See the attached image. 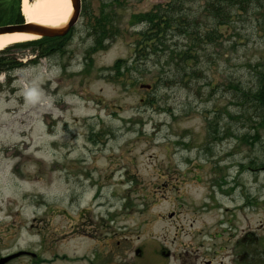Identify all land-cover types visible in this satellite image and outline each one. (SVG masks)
Segmentation results:
<instances>
[{"label": "rangeland", "instance_id": "1", "mask_svg": "<svg viewBox=\"0 0 264 264\" xmlns=\"http://www.w3.org/2000/svg\"><path fill=\"white\" fill-rule=\"evenodd\" d=\"M212 1L82 0L64 53L0 73V250L38 252L44 234L66 235L82 209L102 204L117 216L111 226L130 232L128 257L139 247L142 261L154 262L166 248L176 264L198 231L202 204L211 205V178L250 182V174H238L239 162L264 161V126H253L260 112L251 94L264 74V0L227 9L230 23L222 25ZM174 2L189 18L186 29L174 25L141 49L149 26L133 16ZM104 3L120 32L89 53L90 14L99 16ZM16 55L35 56L31 49ZM119 59L129 67L120 74ZM263 179L256 171V191ZM204 216L210 225L221 214ZM74 236L56 249L82 253L89 242Z\"/></svg>", "mask_w": 264, "mask_h": 264}, {"label": "flooded vegetation", "instance_id": "2", "mask_svg": "<svg viewBox=\"0 0 264 264\" xmlns=\"http://www.w3.org/2000/svg\"><path fill=\"white\" fill-rule=\"evenodd\" d=\"M256 122L252 121L258 130L264 126L262 119ZM254 127L251 128L256 131ZM259 135L258 132L252 137L249 135L248 143L253 145ZM241 139L246 143L244 138ZM239 163L242 170L238 176L250 174V182L243 184L228 179L219 180L218 177L215 180L211 178L206 184L213 193L211 205L208 206L206 202L202 204L198 231L190 233L189 240L183 245L182 254L176 258V264H264V218L257 225L253 221L256 214L264 212V179L257 191L254 188L256 171L264 175V161L248 158ZM216 194L221 198H217ZM102 206L99 204L97 208L82 209L78 213V224L73 225L64 236L44 234L40 251L34 252L28 248L0 250V260L7 258L3 264H169L167 260L170 259V253L166 248L160 250L164 257L156 256L154 262L142 261L144 250L139 247L131 248V256L128 257L123 239L125 241L129 238L130 232L127 237L123 227L111 226L112 221L118 222L115 220L117 216L111 215ZM215 209L221 217L208 225L204 214ZM60 228L58 226L55 232ZM68 234L71 237L81 234L88 240V247L82 253L75 250L71 254L56 249ZM54 247V251H51L50 248ZM49 252H53L50 257L47 256ZM17 253L21 254L15 256Z\"/></svg>", "mask_w": 264, "mask_h": 264}, {"label": "trees", "instance_id": "3", "mask_svg": "<svg viewBox=\"0 0 264 264\" xmlns=\"http://www.w3.org/2000/svg\"><path fill=\"white\" fill-rule=\"evenodd\" d=\"M250 0H213L209 5L211 13L217 18V23L222 25L228 23L230 19V13L227 9L236 8L235 6H241L242 10ZM109 3H104L102 9L99 11V16L91 18L88 26L89 33L94 38V43L91 46L89 53L96 52L100 49H104L109 46V42L114 39L120 32L119 26L115 20V16L108 11ZM157 7V8H156ZM154 9L145 12L135 14L133 20L135 22H145L148 24V30L143 34V40L139 43V47L144 49L146 45L156 39L161 40L165 36L168 29L178 24L181 29H186L183 24L186 23V17H180L182 6L180 3L174 2L168 10H163L161 7L156 6ZM184 14H186L184 12ZM187 15V14H186ZM188 16V15H187ZM233 16V15H232ZM215 19V18H214ZM25 22L24 16L21 10V0H0V26L7 24H16ZM230 23V22H229ZM228 23V24H229ZM74 28L61 37H42L37 40L16 43L7 46L3 50H0V73L11 74L17 68L25 65L17 56L20 50L31 49L35 57L31 58L28 63H36L42 57L50 56L55 53H64L67 45L70 43ZM211 39V38H210ZM143 43V45H142ZM128 69L127 64H123V60L119 59L113 65V68L120 74L121 68ZM253 98L257 101L258 111L260 112V119L264 122V74L260 77L259 87L255 92L251 93Z\"/></svg>", "mask_w": 264, "mask_h": 264}, {"label": "bare ground", "instance_id": "4", "mask_svg": "<svg viewBox=\"0 0 264 264\" xmlns=\"http://www.w3.org/2000/svg\"><path fill=\"white\" fill-rule=\"evenodd\" d=\"M21 10L27 22L58 27L68 21L73 6L72 0H22ZM37 38L38 35L25 32L0 34V50Z\"/></svg>", "mask_w": 264, "mask_h": 264}, {"label": "water", "instance_id": "5", "mask_svg": "<svg viewBox=\"0 0 264 264\" xmlns=\"http://www.w3.org/2000/svg\"><path fill=\"white\" fill-rule=\"evenodd\" d=\"M73 10L68 19V21L58 27H51L46 25H40L31 22H25L21 24H8L0 26V34H7V33H16V32H25V33H32L38 35L39 37H61L65 36L72 27H74L79 19L82 7L81 0H72ZM22 253V252H21ZM17 253L15 256L21 254ZM7 258L0 260V264H3Z\"/></svg>", "mask_w": 264, "mask_h": 264}]
</instances>
